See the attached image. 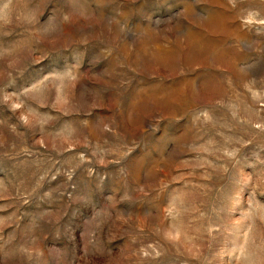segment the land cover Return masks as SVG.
I'll use <instances>...</instances> for the list:
<instances>
[{"label":"rangeland","instance_id":"1","mask_svg":"<svg viewBox=\"0 0 264 264\" xmlns=\"http://www.w3.org/2000/svg\"><path fill=\"white\" fill-rule=\"evenodd\" d=\"M0 264H264V0H0Z\"/></svg>","mask_w":264,"mask_h":264}]
</instances>
